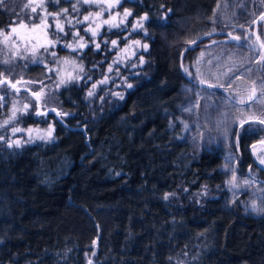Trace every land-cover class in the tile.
I'll use <instances>...</instances> for the list:
<instances>
[{"label":"trees","instance_id":"obj_1","mask_svg":"<svg viewBox=\"0 0 264 264\" xmlns=\"http://www.w3.org/2000/svg\"><path fill=\"white\" fill-rule=\"evenodd\" d=\"M217 2L122 0L117 8L132 13L128 26L101 25L92 38L90 32L85 35L87 21H77L99 11V2L48 0L49 12L61 13V42L48 51L39 46L14 55L0 49V72L10 79L19 76V68L32 84L55 79L58 105L70 113L63 119L82 124L85 131L67 128L49 113L51 140L19 147L0 140V264H264V210L244 211L240 195L217 188L221 148L192 150L178 138L177 126L168 127L169 115L186 97L183 84H191L178 65L180 45L208 31ZM1 3L0 25L17 19L10 0ZM145 14L149 20L134 32L130 23ZM76 32L88 47L73 52L63 45L74 43ZM128 37L148 45L138 51L143 63L114 68L132 87L125 88L122 99L100 98L104 86L87 97V88L109 63L110 41L122 44ZM70 76L81 79L57 88ZM22 92L0 100V137L17 123L39 122L30 108L21 114ZM14 106L17 118L11 119ZM263 136L264 125L241 128L239 122L229 146L235 170H255L264 181V170L248 150ZM203 185L207 190L199 193ZM166 193L175 195L166 200Z\"/></svg>","mask_w":264,"mask_h":264},{"label":"rangeland","instance_id":"obj_2","mask_svg":"<svg viewBox=\"0 0 264 264\" xmlns=\"http://www.w3.org/2000/svg\"><path fill=\"white\" fill-rule=\"evenodd\" d=\"M47 1L10 0V3L17 8L18 17L13 21L0 25V29H4L7 33L10 31V27H15L17 28V33L10 36L7 42L4 41L3 36H0V49L2 51H8L11 55H14L18 51L20 52V50L22 52H32L39 46L46 44L49 39L61 42L54 34V29H56V24L59 20L52 18L51 14H55L56 12H49L46 4ZM96 2L101 4V9L91 13L93 15L87 21L86 28L91 25L95 29L98 24L106 25L109 28V25L103 23L105 20H111L112 23L120 24V28L128 26L127 18L125 19L123 15L124 10L127 8H117V5L109 8V4H114V0H96ZM41 3L43 4V8L38 6ZM32 7H36L35 13L32 12ZM98 12L101 13L100 16L95 15ZM103 13L105 14L103 15ZM262 14H264V0H218L214 17L208 21L207 28L208 30L215 28L218 32L198 42L196 45H189L188 43L180 45L178 65L185 76L191 81V84H183L182 89L186 97L181 102L178 111L173 116L169 115L168 118V127L174 128L177 126L178 138L180 140H187L190 149L198 151L203 147L218 146L221 148L223 161L219 166V171L222 179L217 184V188L225 190L234 197L240 195L239 201L244 211L253 214L264 210V181L257 178L255 170H249L248 174H239L235 170V159L229 144L235 124L239 123L241 119L246 118V116L253 114L259 116L264 113V98H262V102L246 107L245 105L231 101L217 90L197 85L196 81L204 79L212 83L219 82L227 85L230 80H235L236 83L233 85V88L236 91H228L231 95L240 99L241 97L246 98L251 93V81L256 80L259 83L261 79H264V65L256 63L259 59V53L264 52V48H260L259 43H257L255 50L250 47L252 42L256 41L258 35L260 36V40L264 41V19H261ZM138 19H134L129 27L133 28ZM122 21L123 23H121ZM21 22L27 25V28L19 27ZM45 24L47 28L44 27ZM33 25L38 27L34 28ZM240 25H243V27H239ZM228 32H231L233 35H240L242 37L241 41L228 40L226 35ZM245 35L249 36L250 39L244 41L243 37ZM211 39L221 43H215L211 48H206V43H210L207 41ZM78 40L79 37L71 44L76 46ZM137 40L140 41L137 38L128 37L124 43L118 44L115 48L110 41L112 53L109 63L102 75L87 88V94L92 89L93 84L107 77V83L98 84V86H104L103 92L99 93L101 94L100 98L103 95L104 97L111 96L109 97L110 99L112 97L120 98L123 95L125 88L130 83L126 81L124 75L119 74L114 68L122 65L133 69L141 63L142 57L138 54V51L143 48L142 45L144 43L140 41L139 46L132 44V41ZM235 51H242V53L238 55ZM202 52L204 53L203 57L200 55ZM114 61L116 63H113ZM247 62H249L248 66L244 67L243 64ZM109 65L112 66L113 73L108 71ZM185 68L188 69V72H185ZM16 73L20 77L23 74L21 68ZM217 77L219 80H217ZM43 85L46 95L40 99L41 107L54 105L60 111L67 113L66 110H63L58 105L55 95V79L46 81ZM29 86L38 92L41 89L40 84L31 83ZM237 92L239 95H237ZM14 93L7 86H0L1 97L4 95L13 96ZM114 93H119L120 95L117 96ZM20 99V110L23 109L25 104H29L30 110H32L33 115L39 122L24 126H21L19 123L15 124V126L10 128L9 134L3 139L4 143L8 146L9 143L16 140L21 141L20 145L36 140H51L53 132L51 139H41L40 137L47 136L49 125L54 129L52 117L49 115L36 116L34 114V100L28 93L22 92ZM184 109L192 110L185 111ZM251 125L255 126L256 124ZM13 128H20L22 131L13 133ZM29 129L32 131L29 132ZM13 145L16 146L15 144ZM253 145H255L254 150H251V145V148L248 150L260 163V159H264V144L255 143ZM233 176L235 177L234 181ZM229 181H232V183H229ZM245 181H248V183L246 184ZM205 190H207V186L203 185L199 188V193H203ZM253 205H255V210H253ZM94 245L95 242L93 241L91 246Z\"/></svg>","mask_w":264,"mask_h":264},{"label":"snow or ice","instance_id":"obj_3","mask_svg":"<svg viewBox=\"0 0 264 264\" xmlns=\"http://www.w3.org/2000/svg\"><path fill=\"white\" fill-rule=\"evenodd\" d=\"M0 2H2V0H0ZM58 2V0H57ZM79 2H83V3H95L96 0H78V3ZM121 3V0H114V4H109V8L113 7L114 5H118ZM39 7L43 8V4H39L38 5ZM67 9H63L62 10V13L63 14H67ZM73 11H77V7L76 5H73ZM170 11V10H169ZM32 12L35 13L36 12V7H32ZM53 15V18L54 19H57L58 20V17L61 15V13H55V14H51ZM93 14H89L88 16H84L83 18V21H77V23H83L84 21H88L90 16H92ZM96 16H100L101 13H95ZM119 15V14H117ZM124 18L126 19L128 16L132 15L131 11L129 9H125L124 10ZM46 19V17H45ZM261 19H264V14H262L261 16ZM149 20V16L147 14L141 16L137 21L136 23L133 25V31L135 32L137 29H143L144 28V21H147ZM214 22V21H213ZM43 23V21H42ZM68 23L71 25L72 21L69 20ZM104 24H107L109 25L110 27H116V28H119L121 25L120 24H115V23H112L111 20H105L103 21ZM123 23V21L121 22ZM19 27L21 28H27V25H25L23 22L20 23ZM33 27H38L36 25H33ZM45 28H47V25L45 24L44 25ZM101 27V25H97L95 29H93L91 27V25H89L88 28H86L84 31H85V35H87L89 32H91V37L94 38L97 36L98 34V30L99 28ZM239 27H243V25H240ZM63 26L61 24H59V22H57L56 24V32L54 33L57 37H59V34L60 32H63ZM216 32V29L213 28L210 32H207V33H204L205 36H211L213 35V33ZM17 33V28L15 27H10V31H8L7 33L5 32L4 29H0V36H3L4 38V41L7 42L9 37L10 36H13V35H16ZM73 38L76 39V37H79V40L77 41V45L74 46L73 44L69 43V44H64L63 47L64 48H69V49H72L73 52H76V51H80L82 49H84L85 47H88V43L87 42H81V41H84V37L82 36H79V33L76 32V33H73ZM227 38L228 40L230 41H241L242 37L240 35H233L231 32H228L227 34ZM19 39V37H17ZM27 39V38H26ZM244 41H247L250 39L249 36L245 35L243 37ZM200 40V37H197L195 40H190L188 41V44L189 45H196L197 44V41ZM57 40H51L49 39L47 41L46 44H43L41 45V47L44 49V51H48L49 48H54L57 44ZM107 41H104V44L107 45ZM118 41L117 40H112L111 41V44L112 46L115 48L118 46ZM213 43H221L219 41H213ZM257 43H259V47L260 48H264V41H261L260 40V36L258 35L256 37V41H253L252 44L250 45V47L252 49H256L257 47ZM132 44L134 45H137L139 46L140 45V41H132ZM95 47L96 49H100V44L99 43H96L95 44ZM142 47L147 50L148 48V45L147 44H144L142 45ZM35 51V50H33ZM51 55L53 57L56 56V53L55 52H52ZM201 57L204 56V53L202 52L201 54ZM9 61H4L3 63H8ZM143 58H141V63H143ZM113 63H116V61H114ZM257 64H260V65H264V52H261L259 53V59L256 61ZM49 72H57V74L59 73V70L58 69H53V68H48L47 69ZM79 70L81 72L84 71L83 67L80 66ZM185 72H188V69L185 68L184 69ZM108 71L111 72L112 71V66L109 65L108 67ZM226 75V74H225ZM78 79H81V77L79 76H70L69 78L67 79H60L59 83L57 84V88H59L61 85H67L69 83H71L73 80H78ZM91 77H88V80H90ZM217 80H219V78L217 77ZM108 82V78L105 77L104 80H101L95 84L92 85V89H90L88 91V96H92L94 95V90L98 87V84H104V83H107ZM26 83H31V82H25L23 81V79H19V80H16L15 83L12 82L11 79H9L8 76H6L4 73L0 72V86H7L8 88L10 89H13L15 92H19L20 91V88L17 87V85H20V84H26ZM35 83H39L41 84V89L39 92H31V96L33 98H35V101L38 103L41 99L42 96L46 95V93L44 92V85H43V82L42 81H37ZM200 83L201 85H204V84H207V87L208 88H220V89H224V91H229V90H232V91H236V89L233 88V85L236 83L235 80H230L227 85H225L224 83H208L206 80L204 79H201L200 80ZM128 87L131 88L132 85L131 84H128ZM28 91H30V89H28ZM114 95H117L119 96L120 94L119 93H114ZM237 95H239V93L237 92ZM120 98L122 99L123 97L120 96ZM262 98H264V79H261L259 81V83L256 81V80H253L251 81V93L249 95H247V97H241L239 99V103L242 104V105H245L246 107H249L251 104H255V103H258V102H262ZM4 97H0V100H3ZM230 99H232L233 101L236 99L235 96H232L230 97ZM30 105L29 104H25L23 106V109L20 110L21 114H24V113H27L28 112V109H29ZM185 111H191L192 109H184ZM51 111V112H56V115L57 116H66V115H70V113H61V112H58L55 108H52V109H46L45 111H40L39 108L36 109L35 111V115L36 116H47L48 115V112ZM243 115V113H242ZM17 118V110L15 109V106L13 107V110H12V116H11V119H16ZM9 123V120H5L4 121V124H8ZM259 124V125H264V113H262L261 115H251V116H246V118L244 119H241L240 120V126L241 128H243L244 124ZM19 131H22V129L20 128H13V133L15 132H19ZM29 132H31L32 130L29 129L28 130ZM54 131V129L52 128L51 125H49L48 129H47V136H41L40 138L41 139H51L52 138V132ZM4 137H0V140H3ZM261 144H264V140L260 141ZM13 144H15L17 147L20 146L21 144V141L19 140H16V141H13L12 143H9V147H12ZM253 147H255V145H253ZM260 164H264V159H260ZM235 180V177L233 176V181ZM229 183H232V181H229ZM245 183L247 184L248 181H245ZM169 195H175V193H171V194H168L166 193L165 196H164V199H168V196ZM253 210H255V205H253Z\"/></svg>","mask_w":264,"mask_h":264},{"label":"water","instance_id":"obj_4","mask_svg":"<svg viewBox=\"0 0 264 264\" xmlns=\"http://www.w3.org/2000/svg\"><path fill=\"white\" fill-rule=\"evenodd\" d=\"M210 31H211V30H208V31H206V32H203V33L197 35V36H196L195 38H193L192 40H195L197 37H200V40L197 41V44H198V42H201V41H203L204 39H206L207 37H209V36H205L204 33H207V32H210ZM217 32H218V31H216L215 33H217ZM215 33H213V35H214ZM213 41H215V40H214V39H213V40L211 39V40H209V41H207V42H213ZM21 78L23 79V81H25V82L27 81L26 78H23V77H20V76H18V77H14V78H12L11 80H12L13 83H15L16 80H19V79H21ZM9 79H10V78H9ZM207 82H208V83H212V82H209V81H207ZM196 84H197V85H200V86H203V87H207V84L201 85L200 80H197V81H196ZM213 84H215V83H213ZM17 87L20 88V91L26 92V93H28L30 96H31V92H38L37 90H34V89L30 88V87H29L28 85H26V84H20V85H17ZM207 88H208V87H207ZM28 89H30V91H28ZM211 89H214V90H217V91L221 92V93L224 94L228 99H230V97L233 96V95H231L228 91H224V89H220V88H211ZM12 90H13V89H12ZM13 91H14V90H13ZM14 92H15V91H14ZM15 93H17V92H15ZM0 97H1V95H0ZM31 97H32V96H31ZM32 98H33V97H32ZM33 100H34V105H35V111H36L37 108H39L40 111H45L46 109H52V108H55L58 112L64 113V112L60 111V110L58 109V107H56V106H54V105H49V106H46V107H41V105H40V101L37 103V102L35 101V98H33ZM230 100L233 101L232 99H230ZM233 102H235V103H239V99L236 98ZM49 113L52 114L53 117H54L55 119H57L62 125L66 126L67 128H78V129L82 130L83 133L85 134L84 126H83L82 124H79V125H70V124H68V123L65 122V120L63 119V116H57V115H56V112H51V111H49L48 114H49ZM262 140H264V139L260 138V139H257V140L252 141V142L248 145V149L250 148V145H253V144H255V143H260V141H262ZM251 157L253 158L255 164L264 170V165L260 164V163L257 161V159L255 158L254 155H251Z\"/></svg>","mask_w":264,"mask_h":264},{"label":"bare ground","instance_id":"obj_5","mask_svg":"<svg viewBox=\"0 0 264 264\" xmlns=\"http://www.w3.org/2000/svg\"><path fill=\"white\" fill-rule=\"evenodd\" d=\"M251 146H252V148H251ZM251 146H250V148H251V150L253 151V150H254V147H253V145H251Z\"/></svg>","mask_w":264,"mask_h":264},{"label":"flooded vegetation","instance_id":"obj_6","mask_svg":"<svg viewBox=\"0 0 264 264\" xmlns=\"http://www.w3.org/2000/svg\"><path fill=\"white\" fill-rule=\"evenodd\" d=\"M255 163V162H254Z\"/></svg>","mask_w":264,"mask_h":264}]
</instances>
